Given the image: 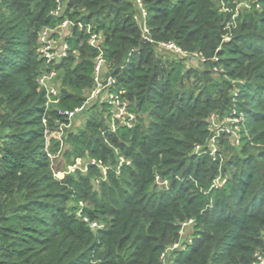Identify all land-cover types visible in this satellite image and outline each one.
Returning <instances> with one entry per match:
<instances>
[{
	"label": "trees",
	"instance_id": "obj_1",
	"mask_svg": "<svg viewBox=\"0 0 264 264\" xmlns=\"http://www.w3.org/2000/svg\"><path fill=\"white\" fill-rule=\"evenodd\" d=\"M141 1L152 43L133 0H66L57 17L56 0H0V264H253L264 232V0ZM238 2L247 6L237 12ZM64 19L102 35L106 74L140 118L109 133L92 113L65 142L95 164L57 179L61 161L47 153L59 142L46 149L44 133L65 121L58 109L84 102L95 57L72 27L55 65L58 99L45 111L38 36ZM161 41L198 54L201 69L156 57ZM212 115L243 126L220 186L208 146L219 155L227 134L211 129ZM189 221L190 242L172 249Z\"/></svg>",
	"mask_w": 264,
	"mask_h": 264
},
{
	"label": "built area",
	"instance_id": "obj_2",
	"mask_svg": "<svg viewBox=\"0 0 264 264\" xmlns=\"http://www.w3.org/2000/svg\"><path fill=\"white\" fill-rule=\"evenodd\" d=\"M133 5L137 12V21L139 20V28L141 33L148 42L152 43L153 41L149 37V30L146 25L147 10L141 0H133ZM61 13V2H59V0H56V7L53 11L50 12V14L54 17H57ZM75 26L79 29L85 30V32L88 34L87 45L95 51L91 76L92 87L89 100H92L94 102L98 99H101L102 104H105L108 108V112L111 115L110 118L114 122L113 125L116 123L118 124V126H124L127 128L133 126L134 123H132L131 120L134 119L135 114L129 111L128 103L123 100L122 96L124 94V91L116 90L115 79L111 75L106 74L105 59L102 46V35L93 31L90 25L84 26L80 22L73 23L68 19H64L61 24L57 25L54 28H44L38 36V53L44 60L45 68L37 77L36 82L38 88L44 93L45 111L49 110L54 104H56L58 99L59 92L56 85L57 72L55 70V65L58 64L62 59L66 58L70 52V47L65 37L67 35H61V38L58 37L59 42L57 43L55 42V40H53L52 37L57 34L56 31L58 28L65 29ZM155 44L161 50L173 54V56L175 57L203 61V59L199 57L198 54L183 51L172 41H161ZM84 104L85 103L73 108L72 110L58 109L57 113L60 117L64 118L65 122L63 123H67L69 120L75 118V116L79 115L84 110ZM213 119L214 116H210V120ZM120 122H122V124H120ZM43 123H45V118L43 119ZM116 124L114 125L115 128ZM63 129L64 125L61 124L56 126L52 131L45 130L44 136L46 149L49 147L50 139H54L55 135H60V133L63 132ZM58 142L61 143L60 140H58ZM211 146V154H213L215 153V147L213 145ZM199 150L200 147L196 146L195 151L197 152ZM58 153L59 152H57L55 155L47 153V156L50 158V160H54V158L58 157ZM91 163L95 164V161H92ZM124 163L128 164V162L123 158H119L118 164L122 165ZM104 170L105 169L102 170L103 174L105 173ZM156 181L159 185L162 186L167 184L166 182H159V179L157 177ZM78 217H80L79 214ZM82 220L88 223L89 227L92 230L100 228V226L94 222L89 223L88 219L85 217H83ZM190 224L191 221L184 223L182 224V228ZM255 259L257 264H264V256H262V254L256 253Z\"/></svg>",
	"mask_w": 264,
	"mask_h": 264
},
{
	"label": "rangeland",
	"instance_id": "obj_3",
	"mask_svg": "<svg viewBox=\"0 0 264 264\" xmlns=\"http://www.w3.org/2000/svg\"><path fill=\"white\" fill-rule=\"evenodd\" d=\"M59 2H61V12H62L65 7L66 0H59ZM245 5L246 4L243 2L236 3L235 5L236 11L238 12V11L245 9ZM223 11L225 12L226 9H224ZM235 13L233 14V16L235 15ZM58 29L56 31L57 32L56 37H52L56 43L59 42V38H61V35H68L69 31L71 30L70 27L65 28V29H59V30ZM154 54L156 57L163 58L164 60L165 59H168V60L179 59L178 57L173 56V54H170L164 50H161L157 46H154ZM183 64L186 69L191 68V67L195 69H201L200 60L185 59V62ZM56 85H57L58 92H59L61 88L60 87L61 84L58 78H57ZM90 92H91V88L89 90L87 89L85 93L83 94V97L85 98L83 102L85 103L84 110L79 115L75 116V118L69 120L67 123H63V122L56 123V126L61 125V124L64 125L63 132H61L60 135H55L54 139H50V141H54V142H58V140L61 141V143H59V148L57 151L59 153H58V157L56 158V160L61 161L63 169L61 172L56 174L55 177L57 179H62L65 175L73 174L75 171H78L81 174H85L86 168L89 165V163L94 161L93 159L89 160V158L87 157H74L71 154L70 148L65 142L67 138V134L69 133L74 134L76 132H80L81 130H83V128L85 127L86 119L89 118L92 113L99 114V112H102L100 115V119L102 120V127L106 128V130L109 133H113L115 131L114 125L116 123L113 125L114 122L110 118L111 116L110 113L102 111L103 105H102L101 99L100 100L98 99L94 102L92 100H89ZM138 116L139 117H137L136 114L134 115V119L131 120L132 123H137V121L140 118V114ZM142 117L144 119V123H146L147 116L144 114L142 115ZM209 122H210V127L212 130L219 131L220 129H222L225 132L227 131L225 140L221 144V148H219L221 153L219 155L217 153L211 154L212 157H216L220 160L219 172H218V175L216 176L217 178L215 179V184L217 186H220L224 183L225 180H227V178L231 175L232 171L235 169L234 166H230L228 165V163L230 160H233L235 157L240 155V151L237 148V145H238L237 142L240 136L241 128H243V126L241 125L242 123L241 119H238V118H227L225 120L219 121L217 117H214L213 120L209 119ZM120 124H122V122H120ZM116 126H118V124H116ZM106 141L109 142L108 139L104 140V142ZM208 147L212 150V147L210 145ZM216 151H217V148H216ZM250 153L252 155H255L257 153V150L252 149L250 150ZM99 165L102 167V169H104L105 166H103L101 163H99ZM223 168H225L224 174L220 172ZM167 186L168 184L163 185L164 188H167ZM180 234H181L180 241L172 249H180L186 243L190 242L191 240L190 238L192 234L191 226L187 225L183 227V230ZM261 238L263 240V244H262V247H260L261 249L257 251V254H262V256H264V232L261 234ZM255 254L256 252L254 253V255ZM254 255H253V261H254L253 264H257V262L254 260ZM166 259L167 257L164 258V261H166Z\"/></svg>",
	"mask_w": 264,
	"mask_h": 264
}]
</instances>
